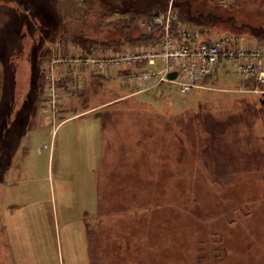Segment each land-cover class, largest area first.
Here are the masks:
<instances>
[{
  "label": "rangeland",
  "instance_id": "obj_1",
  "mask_svg": "<svg viewBox=\"0 0 264 264\" xmlns=\"http://www.w3.org/2000/svg\"><path fill=\"white\" fill-rule=\"evenodd\" d=\"M112 1L88 0V9L78 0H0V49L9 55L8 65L19 69L18 85L11 80L6 91L18 100L22 86L28 93L38 90L39 102H46L52 82L41 73L42 63L66 83L74 68L67 60L85 52L81 42L119 39L113 25L126 21L128 13L120 12L117 1L113 11L103 10ZM124 1L130 9L136 1L144 6L156 2ZM172 1L176 25L199 31L204 40H222L220 67L206 89L182 96L165 84L156 92H140L131 102L67 121L54 134L58 118L27 130L35 107L30 99L25 102L28 174L23 168L18 188L21 203L28 204L35 193L38 201L54 207L55 233L58 226L60 232V240L50 241L54 264H90L91 259L93 264H264V106L256 76L240 73L237 56L226 53L235 46L263 49L264 56V0ZM108 18L113 24L100 27ZM140 32L139 23L122 30L133 38ZM134 42L121 48L153 44L142 37ZM54 58L63 63L60 69L52 64ZM30 61L35 82L26 66ZM78 73L73 71L78 81L70 84H79V90L58 92L54 117L91 106L86 77L82 74L80 82ZM129 86L119 78L111 83L118 94L134 87ZM96 100L94 106L105 101ZM5 107L4 97L0 132ZM185 112L187 120H182ZM16 124L18 130L23 122ZM15 134L12 153L23 136ZM99 227L91 243L90 228ZM34 249L19 252V262Z\"/></svg>",
  "mask_w": 264,
  "mask_h": 264
},
{
  "label": "crops",
  "instance_id": "obj_2",
  "mask_svg": "<svg viewBox=\"0 0 264 264\" xmlns=\"http://www.w3.org/2000/svg\"><path fill=\"white\" fill-rule=\"evenodd\" d=\"M157 47V43L152 45L147 44L145 49L153 50ZM58 48V47H57ZM119 50V49H116ZM108 50L100 49L101 55H110ZM95 51H92L86 55H93ZM59 53V52H58ZM95 54V53H94ZM59 55V54H58ZM85 55V56H86ZM9 55L5 52L4 48L0 49V110L2 107L3 99L5 97V115L2 130L0 132V264H54V254L55 247L53 251L51 250L50 241L53 243V239L57 238L60 240L59 226L57 227V233H55L54 219L55 211L53 206L45 205V203L38 201L36 194L29 198V203H21L22 194L19 192V186L23 183V168L26 170V175L28 174L27 166L24 163V153L26 147L23 146V134L27 130L36 126L42 121H55L56 118L59 119V124L53 127V134L58 129V127L65 124L67 121H76V119L89 113H97L98 111L105 110L108 107L123 102L124 100L132 101V98L142 91L146 92H156L157 89L164 87L165 84L155 86V83L150 82H140L136 80V74L141 71L148 70L156 73L163 70L167 64L160 57H152L150 59L142 60V63L134 61L130 65L120 64L115 66L108 63L104 69L98 70L95 65L90 68H83L82 64H71L74 70H78L79 81L81 82V75L84 74L85 80L87 81L85 89H89L90 95L88 97L91 102L89 109L83 112H75L70 110L74 115L70 116L67 112L58 113L57 117H53L49 109L44 106V103H40L42 100V93L40 91H24L22 87L20 91H23L18 100H15L16 95L12 92L6 91V86L10 84L11 80L13 85H18V74L19 69L14 66L8 65ZM56 64V68L60 69L63 66L61 63L53 62ZM29 71L30 63H26ZM66 67V66H64ZM45 73V80L51 81L52 85L56 89L57 96L60 94L65 95L69 90H79L78 85L72 86L70 81L73 79V83L78 81L77 75L70 73L69 79L66 83L62 82L60 79L59 72H55L56 77L50 73L52 69L49 65H41V73ZM36 73L34 74V82L36 79ZM24 78V77H23ZM59 78V79H58ZM114 78H119L122 86L133 85L134 90H129L125 94H118L112 92L111 83H113ZM88 80H90L91 88H89ZM24 82V80H23ZM49 83V82H48ZM57 83V88L55 87ZM95 87H94V86ZM171 85V84H170ZM67 86V89H66ZM77 86V88H76ZM89 86V87H88ZM173 86V84L171 85ZM94 88V91H93ZM69 89V90H68ZM111 95L108 99H104V96ZM46 97V92L44 94ZM97 98H102L104 103H98L94 106L92 103L97 102ZM30 99L33 102V109L31 115L30 128L26 131H22L24 125L27 122L28 114L25 112V102ZM37 102H39L37 107ZM89 103V102H88ZM21 117L20 120L18 118ZM23 122L20 129L16 130L17 122ZM21 132L23 134L21 140L19 141L16 151L12 153V140L16 137L15 133ZM108 141L102 142V147H106ZM16 144V143H15ZM16 146V145H15ZM109 147V146H108ZM105 153V151H104ZM18 188V189H17ZM12 189V190H11ZM58 224V223H57ZM51 232V233H50ZM29 233H33L32 236H28ZM91 237L90 242L92 243L95 239L91 230L89 232ZM88 235V236H89ZM31 239L32 242L29 241ZM28 246L35 247L34 252L24 260L23 263L19 262L21 260L17 257V254L21 251H25ZM3 250V251H2ZM54 252V254H53ZM90 264H93L92 259Z\"/></svg>",
  "mask_w": 264,
  "mask_h": 264
},
{
  "label": "built area",
  "instance_id": "obj_3",
  "mask_svg": "<svg viewBox=\"0 0 264 264\" xmlns=\"http://www.w3.org/2000/svg\"><path fill=\"white\" fill-rule=\"evenodd\" d=\"M176 19L171 7L166 12L154 15L150 22H142L141 28L145 33H150L155 26L163 29L164 34L159 40L153 54H145L137 49H128L120 55L107 57H92L85 61L86 66L95 65L98 70L104 69L108 63L115 66L120 64L130 65L134 61H141L148 56L160 57L167 66L160 74L151 71H142L136 76L137 81H146L155 78L157 81H165L166 75L172 70L178 72L176 80L178 91L181 95H187L194 89L202 86L206 77L219 69L222 55L221 42L202 41L198 32L190 31L177 25L181 43L171 36L170 28ZM235 46L229 47L225 52L237 56L236 67L240 73L249 76L255 75L260 83H264L263 74V49L241 51ZM233 50V53H232ZM229 57V56H228ZM230 59H235L229 57ZM52 102H46V107L52 109L53 99L57 95L55 89L50 90ZM55 115V113H53Z\"/></svg>",
  "mask_w": 264,
  "mask_h": 264
},
{
  "label": "trees",
  "instance_id": "obj_4",
  "mask_svg": "<svg viewBox=\"0 0 264 264\" xmlns=\"http://www.w3.org/2000/svg\"><path fill=\"white\" fill-rule=\"evenodd\" d=\"M78 1H81L82 4L86 5V7H88V9H90L89 5H88L89 4L88 0H78ZM114 1H117V3L120 4V8H121L120 12L121 13H123V14L128 13L127 14L128 16H126L128 19L126 21L117 20V23H114V25H113L114 28H118V31H120L119 32V39H111V40L109 39L110 41L101 40V39H90L86 42H81L82 46L85 49L84 54H88V53L95 51V50H98V49H105V50H112L113 49L112 51H115L116 49H120L121 47H123L126 44L127 45L135 44V42H134L135 39H140L141 37L146 39V40H148V39L153 40V43H155L159 39V37L161 36V29L159 27H155L152 30V32L149 34H145L144 32L141 31L139 34H137L138 37H135V38L131 37L132 35H125L124 36L122 34V30L124 31L125 27L128 25L138 26V23H139V26H140V23H142V22H150L154 15L159 14L161 11H165V9L167 8V5H168L167 4L168 0H158V1L156 0L155 3H153V1H152L151 3H145L146 6H144L143 2L140 3L138 1H136V6L135 7L131 6L132 9H130V7L126 6V4H124L126 2L124 0H113L112 3H109L110 5L103 8V10L113 11V8H114L113 2ZM23 5H25V4L23 3ZM90 5H93V4L90 3ZM173 6H175V1H173ZM91 9H94V8H91ZM40 13L43 14V11L40 10ZM114 13H116V12H114ZM182 14L183 13L180 12V15L183 17ZM180 15H179V19H180ZM103 20H101L100 27L101 26L102 27L107 26V28H109V26H111V24H113V22H110L109 18H108L107 23H105L103 25ZM155 35H158V38H156L154 40L153 38L155 37ZM173 35L177 36L175 33ZM131 38H133V40H130ZM30 69H31V72L33 74V71H35V70H34L33 65L31 64V61H30ZM207 81L208 80H206V82ZM250 81H252L254 83L253 80H250ZM250 84H252V83L250 82ZM32 91H35V90H32ZM143 93H146V91H144ZM33 102H35V101H31L32 106L34 105ZM259 110H260V113H262L263 110L261 107H259ZM179 116L182 117V120H187L186 112L180 114ZM218 125H219V123L218 124H210L209 126H210V129L213 130V129H217ZM181 132H182V129H181ZM97 225H98V223H97ZM99 229H100V227L98 228V230H95L93 232L94 228H90L93 236H97V231H99Z\"/></svg>",
  "mask_w": 264,
  "mask_h": 264
},
{
  "label": "water",
  "instance_id": "obj_5",
  "mask_svg": "<svg viewBox=\"0 0 264 264\" xmlns=\"http://www.w3.org/2000/svg\"><path fill=\"white\" fill-rule=\"evenodd\" d=\"M176 76V73H171L168 75V78L170 80H173ZM260 101H261V105L264 106V93L260 95Z\"/></svg>",
  "mask_w": 264,
  "mask_h": 264
}]
</instances>
